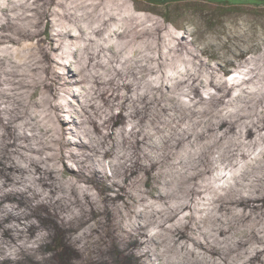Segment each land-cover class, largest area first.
Segmentation results:
<instances>
[{"label": "clouds", "instance_id": "9594fccd", "mask_svg": "<svg viewBox=\"0 0 264 264\" xmlns=\"http://www.w3.org/2000/svg\"><path fill=\"white\" fill-rule=\"evenodd\" d=\"M0 264H264V0H0Z\"/></svg>", "mask_w": 264, "mask_h": 264}]
</instances>
